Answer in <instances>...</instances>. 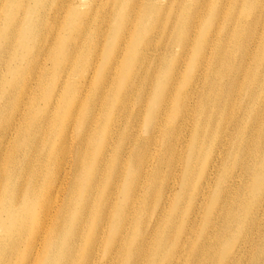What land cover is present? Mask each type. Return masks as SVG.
<instances>
[{
    "label": "rangeland",
    "instance_id": "obj_1",
    "mask_svg": "<svg viewBox=\"0 0 264 264\" xmlns=\"http://www.w3.org/2000/svg\"><path fill=\"white\" fill-rule=\"evenodd\" d=\"M22 1L0 0V126L15 118L13 113L18 110L22 119L16 120L21 121V126L23 123L25 128L39 126L40 132L32 146L13 147L16 138L12 137L5 142L0 147V172L3 169L22 171L26 182L33 178L39 180V193L32 197L36 201L42 199L40 189L46 185L47 173L51 175L60 164L61 169L66 167L67 158L71 178L76 179L70 189L68 186L62 190L61 201L54 209H59L58 213L62 211L61 216L71 211L72 217L83 208L82 199L88 198L78 239V247L84 252L93 234V218L98 214L95 207L104 205L103 216L111 222L100 227V233H105L102 241H107L114 231L115 212L123 198L129 196L130 191L126 194L125 187L131 165L115 178L108 171L115 169L113 161L120 148L123 149L119 161L121 170L131 160L129 151L135 145L139 150L136 156L148 160L142 169L135 170L139 176L133 194L138 198L134 211L137 224L133 234H125L133 241L137 239L142 250L135 264H165L171 250L180 249L181 244L188 260L202 245L210 247L214 260L212 254L209 260L205 252L198 250V264L222 261L233 241H242L249 235L251 224L263 208L262 198H248V179L235 165L230 149L232 145L251 141L243 128L247 129L256 116L260 123L254 127L259 133L264 132V102L258 101L252 106L254 112L261 109L259 117L254 112L249 117L245 85L250 72L261 73L264 85L263 69L257 63L259 49L264 45V0H250L252 6L247 13L240 3L231 5L227 0H205V3L202 0H38L37 6L34 0H24L25 5L34 6L35 13L36 9L40 11L37 23ZM70 2L71 6L66 9ZM240 11L244 12L246 23L256 20L253 35L244 48L230 37L236 30L235 16ZM193 13L198 14V22L192 20L196 19ZM183 16L189 18V29L185 22L183 25ZM202 19L206 20L202 22ZM206 22H209L208 31L218 33L224 41L211 38L214 46L211 51L208 49L211 53L203 62L206 65L197 68L196 59L192 64L193 51L183 54L175 32L178 36L185 28L199 37L206 29ZM122 23L126 26L121 35L124 40L129 36L128 29H132L146 34L142 36L143 43L148 41L153 48L160 49L139 65L131 61V54L126 59L124 51L118 57L113 55L110 50L117 44ZM116 29L119 30L115 33ZM236 33L239 37L240 30ZM134 40L127 38L119 48L134 44ZM218 43L230 55L222 59L239 63L241 51L245 67L237 72L239 76L232 78L235 67L229 64L230 75L208 82L207 77L212 74L209 56L215 54ZM129 45L125 47L130 48ZM27 50L32 55L26 56ZM140 51L139 47L134 48V55ZM115 63H118L117 69ZM230 66H226L227 70ZM189 67L192 68L188 74ZM194 68L198 69V75L187 84ZM106 70L109 71L107 81L99 83ZM132 72L137 73V78H130ZM167 80L170 86L165 93ZM236 82L237 86L233 87ZM24 85L26 89L21 93ZM222 85L227 88L223 89ZM124 92L125 98L121 97ZM258 93L263 96L264 89ZM182 107L184 111L180 110ZM26 117L28 124L24 122ZM212 117L210 128L214 131L208 141L199 139L202 122ZM108 118L114 122L113 135L110 145L105 147L104 123L107 121L109 125ZM28 137L22 134L24 142ZM211 149L215 150L212 160ZM95 159L99 161L100 172L95 174L91 191L86 194L83 188L95 168ZM260 161L264 162V156ZM235 201L245 207L257 201L256 212L238 216L231 208ZM260 219L264 221V217ZM221 226L225 227L223 239L227 242L219 245L223 240ZM137 228L143 232L141 235ZM0 238L5 239L4 234ZM255 243L258 242L255 240ZM102 248L104 245H96L93 254L100 256L104 253ZM23 249L20 245L12 252L3 250L5 259L0 264H18ZM251 254L248 250L241 264H248ZM128 259L127 252L119 260L121 263L117 259L115 264H131ZM112 260L109 258L104 264H112Z\"/></svg>",
    "mask_w": 264,
    "mask_h": 264
},
{
    "label": "bare ground",
    "instance_id": "obj_2",
    "mask_svg": "<svg viewBox=\"0 0 264 264\" xmlns=\"http://www.w3.org/2000/svg\"><path fill=\"white\" fill-rule=\"evenodd\" d=\"M35 5H39L40 2L38 0H34ZM41 1V0H40ZM63 1V0H62ZM158 1V0H156ZM203 3H205V0H202ZM227 2L231 5L240 3L241 6L244 9V12L247 13V9L251 7L250 0H227ZM24 3V0L21 2ZM72 2H70L67 5L68 9L71 6ZM25 5V3H24ZM28 8V13L31 15H34V21L37 23V19L40 18L41 14L40 11L35 13L34 6L27 4L25 5ZM253 6L255 7V4L253 3ZM62 7L61 5L59 6ZM59 8V9H60ZM241 12V11H240ZM239 12V15L235 16V22L236 25L234 27L236 28L235 31L231 32L230 37L232 40H234L238 45H240L242 48L246 46L247 41L250 39V37L253 35L254 30V24L256 23V20L246 23V17L244 12ZM218 11L215 12V16L217 18ZM193 17L196 19H192L198 22V14L193 13ZM191 17V16H190ZM33 20V19H32ZM183 25L185 22V26L189 25V18L187 17L185 19V16L182 17ZM206 19H202V22H204ZM35 23V24H36ZM205 24V30L199 35H192L188 29L186 30L183 28L179 32V35L177 36L178 32H175V36L177 37V42L179 45V49L182 50L183 54L186 55L192 54V64L195 61V65L197 68L205 67L206 63L203 62L207 59L208 49L211 51L213 49V43L211 38H214L215 40H219L218 42L224 41L222 37H219V34H214L213 32L210 33V30L208 31V28L206 27L208 24L207 22ZM122 28L119 31L118 34V40L117 44L113 47L111 53L118 55L121 51L126 52L127 56L126 59L131 54L132 59L131 61L135 65L142 64L146 62L147 59H150L152 55H154L160 48H156L154 46H151L148 41L142 42V36L146 35L140 31H134L132 29H128L129 36L127 38H134V44L129 45L130 48L125 47L128 45H125L121 48H119V44L123 43L127 38H124L121 36L125 30V23H122ZM190 26V25H189ZM37 27V25H35ZM119 29L115 30V33ZM240 30L239 37H237V33ZM31 31V30H30ZM25 32V31H24ZM32 34L34 35V32L32 31ZM214 34V35H213ZM33 35H30V38H33ZM34 41V39H33ZM176 42V40H174ZM176 42V43H177ZM264 42V41H263ZM127 43V42H126ZM139 47L141 49V53L134 55V48ZM165 50V49H163ZM261 51L260 58L258 59V64L262 67V75H264V45L259 49ZM228 51L223 48L222 44L217 45L215 49V54L211 57L209 71L212 73L210 76L207 77L208 82H215L218 78L221 76H228L230 73L228 71L232 70V67L229 64H234L235 67V73L232 74V78L236 75L239 76L237 73L238 71L242 70L245 67V61L243 60V55L240 51L241 59L239 63H236V61L229 62V59H222L227 58L226 56H229L227 54ZM29 50L26 52V56L32 55L29 54ZM135 56V57H134ZM219 57V59H218ZM221 58V59H220ZM135 59V61H134ZM22 61V60H21ZM229 62V63H228ZM227 63V64H226ZM230 66V70H227V67ZM256 64V63H255ZM118 68V63H115V69ZM192 67H189L188 74L190 73ZM225 71L226 74L223 73ZM244 71V70H243ZM109 71H104L103 74L99 78L100 81L104 82L107 81V75ZM130 78L132 79L137 78V73L132 72L130 73ZM198 75V69H193L191 77H189L188 83L192 82L191 80H195L196 76ZM189 76V75H188ZM187 76V77H188ZM186 77V78H187ZM102 78V79H101ZM231 78V77H230ZM261 73L257 72H250L246 77V82L248 84H245L248 88L247 92V101L248 104L246 106L248 116L251 117L254 116L253 112V105L254 103L260 101L264 102V94H259L260 89H264V85L262 81L260 80ZM166 87L164 88V92L167 93L170 81L167 80ZM126 84V83H125ZM214 83H212L213 86ZM227 85V84H226ZM228 86V85H227ZM227 86L222 85V88L225 89ZM237 86L236 84L233 85V87ZM125 87H127L125 85ZM26 89V86L21 87V93H23ZM127 89V88H126ZM219 91L221 89L218 87ZM221 95H224L225 97L228 95H225V93L221 92ZM126 92L122 94L121 97L125 98ZM186 96L184 95L182 97V106H184ZM250 102L252 104H250ZM264 107V106H263ZM261 108V105H260ZM187 109V108H185ZM245 109V110H246ZM180 110L184 111V108L182 107ZM2 112V109L0 107V114ZM257 113L259 117V113H261V109L254 112ZM16 116V117H15ZM21 114H19V111H15L13 113V117L8 122H6L4 125L0 126V147L5 144V142H9V139L12 137L16 138L14 141L13 147H17L18 149L20 147H23L25 145L32 146L36 143L37 134L40 132L39 126L33 127H27L25 128L24 123L21 126V121H17L21 118ZM114 118V117H113ZM22 119V118H21ZM112 118H108L109 121ZM212 118H206L202 122V131L199 134V139H205L207 140L208 137L212 134L214 129H211L210 126L212 124ZM25 124L27 123V117L24 119ZM110 122H112L110 124ZM109 125L106 121L104 123V127L106 125V133L104 136V142L105 147H108L110 145V139L113 135V121L110 120ZM255 123H260V118L257 119V116L254 118V121L251 122V125L249 127L243 128L244 133H247L249 139L251 141H245V143L232 145L230 149V153L234 156L235 162L238 166V168L241 169L243 172V175L246 176L248 179V182L246 184L247 192H249L248 198H262V210L260 211L261 214H258L255 218V221L251 224L252 228L250 229V233L247 237H245L242 241H233L232 245L229 246V251H227L222 261L216 262L217 264H241L240 262L243 255L247 253L248 250L252 252L250 260L247 262L248 264H264V221H262L260 218L264 217V162L260 161V158L264 156V132L259 133L260 131L257 130L254 126ZM20 124V125H19ZM28 124V123H27ZM86 125H89L90 122ZM43 130V129H42ZM102 131V130H101ZM238 131V129H237ZM23 136L29 135L27 141L24 142ZM218 135V131L215 134V136ZM67 138L69 137L66 135ZM65 139V138H64ZM69 139V138H68ZM12 141V140H11ZM208 141V140H207ZM249 143V144H248ZM8 144V143H7ZM108 148L105 149V151ZM23 151V150H22ZM104 151V152H105ZM138 147L135 145L131 148L129 151L132 155L131 160L128 161L124 167L121 166V170L119 168L121 162L119 163L123 149L120 148L118 152L116 153V156L114 158V164L115 169L108 171L109 175L112 178H115L117 175L121 176L123 174L125 167L127 165H131L130 173L126 181V187L125 191L126 194L129 192V196L127 195V198H123L122 205H120L119 208H117L115 212V218L113 220V226L114 231L110 234V237L107 239V241H102L105 238L104 231L100 233V227L105 224V226L109 225L111 222H109L106 217L103 216V211L105 206L103 205L102 208L95 207V211H98V214L93 218V234L86 242V250L84 252L80 251V248L78 247V239L80 238L79 235V229L81 225V217L82 214L86 212L87 206H88V198L82 199V205L83 208L81 210H77L74 216L71 217V211L67 213L65 216H61V212L58 213V210L54 209V206L61 201V198H59L60 194L62 193V190L70 185H72V181L76 179V177H73V174L70 173V163L69 161L64 160L66 163V167L61 169V164L57 170H54L51 175L47 173V179L46 185L43 186L42 189H40V194L42 199L40 200H34L32 198L33 196L38 195V188L37 185H39V180L33 178L30 181H25L24 176L22 175V171H5L6 169H3L2 172H0V201H1V216H0V234H4V238H0V246L7 244L6 246L0 247V263H2L5 259V254L3 253V250H7L9 252H12L13 250H16L17 247L20 245H23V256L20 259V262L18 264H104L105 260L112 258L113 263L115 264L117 259L123 260L126 253H129V261L131 264H135L139 255H142V250L140 249V246L137 244V239L133 241V239H130V237L126 238L125 234H133L135 232V226H136V220L134 218V211L136 210V202L138 201V198H134L135 194V187L139 181V176L135 174V170L138 172L139 168L142 169L141 166H143L148 160L144 158L137 157L138 153ZM228 153V154H230ZM215 154V150L211 149L209 152V158L212 160ZM256 154L257 156H254ZM263 155V156H262ZM139 159V160H138ZM139 161L140 163H137ZM78 162V158L75 161V163ZM213 162V161H212ZM97 165V166H96ZM0 166H2V162L0 161ZM69 166V167H68ZM94 167L89 175V180L86 184V186L83 188L85 193L88 194L91 191V187L93 186V179L95 178V174H99V161L98 159H95L94 161ZM211 168L214 167V164H211ZM132 172V173H131ZM125 173V172H124ZM134 173V174H133ZM71 182V183H69ZM145 184V183H144ZM67 189V188H66ZM127 189V190H126ZM252 195V196H251ZM237 198V197H236ZM105 200V199H104ZM103 200V201H104ZM253 200V199H252ZM102 201V202H103ZM68 203V201L65 202V205ZM102 204V203H101ZM249 204V203H248ZM257 201L251 203L250 205H247L246 207L241 205L238 201H235L231 208L238 213V216H241L243 213L248 215H254L256 212ZM40 209V212H37L36 209ZM99 210L101 212L99 213ZM227 212V211H226ZM258 213V212H257ZM64 215V214H63ZM172 214L170 213V216ZM2 217L4 219H2ZM228 217V216H224ZM259 217V218H258ZM219 225H222L221 223ZM69 229V231H68ZM163 233L165 234L167 232V227L163 228ZM138 234L141 235L143 232L140 231L139 228H137ZM222 234L220 237L222 239L225 236V227L221 226ZM122 234H124V239L122 238ZM221 239V238H220ZM224 240V241H223ZM219 241V245L224 244L227 242V240L223 239ZM255 240L258 243H255ZM241 242V243H240ZM240 243V244H239ZM104 245V253L100 256H97L96 254H93L94 247L96 245ZM124 247H123V246ZM180 249H172L170 252V258L167 260L165 264H187L189 260L192 263L194 261L195 264H198V250L203 251L206 253L209 260L212 259L211 254L213 255L210 247H203L202 245L197 247L196 250H194V256H192L189 260L186 256V250L184 248V244H181ZM158 253V252H157ZM136 259V260H135ZM214 260V255H213ZM121 263V261H119ZM190 263V264H191Z\"/></svg>",
    "mask_w": 264,
    "mask_h": 264
}]
</instances>
